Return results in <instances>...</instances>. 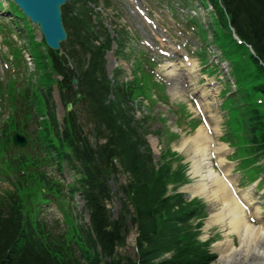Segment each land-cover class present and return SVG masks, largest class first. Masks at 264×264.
<instances>
[{"label":"trees","instance_id":"trees-1","mask_svg":"<svg viewBox=\"0 0 264 264\" xmlns=\"http://www.w3.org/2000/svg\"><path fill=\"white\" fill-rule=\"evenodd\" d=\"M211 1L225 20L218 0ZM221 1L234 28L256 53V57H253L248 51L254 78L242 76L238 81L243 93L240 101L248 104L238 108L236 119L249 127L251 141L260 144L261 149H264V113L258 110L254 97L255 92L264 95V82L262 85L253 84L256 79L264 81V0ZM74 4L70 10L76 11L77 17H68V24L73 29L72 41L81 47L82 57L76 55L77 49L69 51L68 54L82 77L81 100L89 103L90 113L98 118L96 122L99 129L102 124H106L110 139L116 133L119 143L111 148L114 152L112 156L111 150L105 149L98 151V159L95 160L93 154L86 151L89 147L86 142L80 147L72 139L76 155L85 156L84 163L88 174L83 180V186L95 237L90 231L76 228L69 232L82 251V261L68 238L51 235L46 225L41 222H35V226L29 225L25 219V204L20 194L8 193L5 197H0V264H210L214 257L208 254L207 245L197 241L198 233L190 225L193 218L204 216L203 205L198 201L186 200L182 194L163 198L167 192L166 184L171 181L182 182L185 180L184 175L173 172L172 167L167 164L158 169L150 166L151 159L139 152L138 141L133 138L134 133H124L120 129L123 127L120 120L125 113L114 104L106 103L108 83L103 81L105 77L101 60L109 41L103 47L91 42L93 34L90 10L81 5L76 8ZM11 8L12 14L20 20V14L13 6ZM215 41L225 57L235 60V73H241L243 64L236 59L237 52L233 48L238 47V44L230 35H217ZM87 54L91 57L88 68L85 69L87 61L84 58ZM52 56L55 71L64 76L62 84L71 87L74 71L67 67L65 58L55 54ZM259 134L261 136L258 137ZM7 135L8 131L4 133V137ZM142 144L140 140V145ZM115 154L120 157L123 167L131 175L130 182L120 186L126 200H121L123 213L117 220L111 219V213L105 205V201L112 198L105 181V170L110 169V162ZM101 163L106 165V169L102 168ZM129 203L134 207L135 213L128 209ZM128 217L139 232L138 261L128 254L119 255L115 250L116 246L125 243ZM30 223L34 225V222ZM168 252H172L171 258L162 259L163 254Z\"/></svg>","mask_w":264,"mask_h":264},{"label":"bare ground","instance_id":"bare-ground-1","mask_svg":"<svg viewBox=\"0 0 264 264\" xmlns=\"http://www.w3.org/2000/svg\"><path fill=\"white\" fill-rule=\"evenodd\" d=\"M182 71L192 74L194 69H182ZM175 73L176 71L173 70L172 74ZM204 104L207 108H210L211 103L205 99ZM209 118L213 125L214 133H218L220 118L212 115ZM197 131V136L193 140L188 139L184 143L189 142L195 145L193 149L194 155L191 157L192 173L194 176L200 177V182H198L199 185L193 192L205 196L210 201L219 203L221 212L218 220L226 224L228 233L235 230L241 239L240 247H236L232 239H226L215 244L214 248L219 254L218 264H246L255 260L261 261L259 262L260 264H264V244H262L264 243V231L249 222L245 211L232 198L230 191L220 179V176L212 170L210 153L213 140L203 127H200ZM228 149V146L222 143H217L215 146V153L220 166L226 165L225 156L229 153ZM242 197L250 205V208L253 207L251 212L254 211L260 217L259 207L253 206L256 203L255 197L248 192L244 193ZM216 215L211 217V220L213 219L212 222Z\"/></svg>","mask_w":264,"mask_h":264},{"label":"rangeland","instance_id":"rangeland-1","mask_svg":"<svg viewBox=\"0 0 264 264\" xmlns=\"http://www.w3.org/2000/svg\"><path fill=\"white\" fill-rule=\"evenodd\" d=\"M111 2L113 4V6L117 7L119 14L122 15L120 22H117V27L124 26L126 28V30L130 33V35H137V37L139 39L146 38L147 33H148V29L146 28L147 27L146 24L144 22H142V20L140 18H136L130 14V12L134 11V7H133L132 3L128 0H111ZM100 8H102V7H100ZM164 20H166L167 23H170V21H171L168 17ZM172 27L175 31H173L171 33L174 34L175 36L179 37L180 33L178 31L177 26L173 23ZM162 29L165 30V27ZM110 30L112 31L113 36H115L116 33L114 32V28L110 27ZM36 33L38 34V32H36ZM150 33H154V32H150ZM161 33H157V35H159ZM190 35H191L190 37L192 38V43L194 44V41L196 40L197 37L194 39V35H192V34H190ZM197 40H199V39L197 38ZM31 48L33 50L34 55L37 58L36 63H37L38 69H39V71H41L40 65H43V63H41L43 58H42L40 46H38L35 42H31ZM115 48H116V46H114V49ZM213 48L214 47H210L211 50H213ZM12 54H13V49H12ZM17 57H18V55H17ZM238 58L242 61V64H243L242 72L241 73H239V72L235 73V78H236V80L239 81V79L243 75H247V74L251 73L253 71V69L251 68L250 59H249V56H248L245 49H241V52H239ZM107 60H108V67H109L110 72H111L112 69H114L115 65L119 64V62L116 60V57L113 53H109L107 55ZM39 63H41V64H39ZM162 66H166V64L162 65ZM251 77H252V74L249 76V78H251ZM178 78H179L178 81H175V80L173 81L175 84H180V81H183V79H181L180 77H178ZM47 79H49V80H47ZM41 81H42L41 84L45 85V86H48L51 82L54 83V79L51 77L50 74L44 75L41 78ZM54 96H55V100H56V106L58 108L59 119H60V121H62L63 117L67 114L66 104H64L60 101L57 89H55V91H54ZM219 101L220 100H218V102ZM44 103L45 102H44L43 98L41 97L39 99V103H38V109L39 110L43 109ZM168 111L169 110L165 105H161L159 103L158 106L155 107V109L153 111V116L157 117L159 112L162 113L163 115H165L169 119V122L167 121V126H169L171 128V130H173L177 133H180V128L175 127V125L173 123V121H175V119H176V116L173 114H169ZM43 112H44V110H42V113ZM223 124H224V119L222 121V125ZM150 125H148L149 126L148 129H151V130H157V128H159L161 126L160 124H154V122L150 123ZM185 128L186 127L184 126V129ZM222 133H223V128L221 131V135H219V138L222 136ZM190 135H191V132H189L188 134H186L185 132L183 134L180 133V138L177 139L176 141L172 142V148L179 149L182 142L184 140L188 139L190 137ZM154 136L155 135L153 133H151V134H149V136H147V139L151 143V145L153 146L155 158L159 159L161 152L165 149V141L163 142L159 137H157V136L154 137ZM219 138L217 137L216 140H218ZM180 154L185 157V161L189 162V166H190V162H191L190 156L193 154L192 153V146L191 145L186 146L183 149V151L180 152ZM243 173H244V177L248 178L249 180H252L255 176H257L256 172H254L252 170H249L247 172L243 171ZM191 183L192 184L188 185V187H191V188H188L186 186L182 190L191 191V189L193 190L194 188H196L197 180H193ZM243 190H245V189H243ZM78 196L79 195H77L75 197L74 203H76L78 201V203H80V205H82V199H80ZM75 205L77 206L78 204H75ZM109 207L112 209L113 214L116 216L117 211L120 208L119 202L117 200H114L113 202H111L109 204ZM210 208H211V211L214 212V211H217L220 209V205L217 203L210 202ZM76 210L78 211V209H76ZM82 211L83 212H82V218H81L82 219L81 225L85 226L88 224V216H87L86 210L84 208L82 209ZM218 230H220V228H218ZM218 230L214 229L213 233L215 234ZM204 235H205V233L203 234V236ZM135 237H136V229L131 226L128 244L126 247L121 249L120 252H122L124 254L129 253V254L134 256L135 255ZM259 262H261V261L255 260V261H251V262L249 261L246 264H260ZM215 264H218V260L215 262Z\"/></svg>","mask_w":264,"mask_h":264},{"label":"water","instance_id":"water-1","mask_svg":"<svg viewBox=\"0 0 264 264\" xmlns=\"http://www.w3.org/2000/svg\"><path fill=\"white\" fill-rule=\"evenodd\" d=\"M33 21L42 27L45 38L51 47H58L66 39L62 24L61 6L66 0H15ZM18 136L14 145L20 144Z\"/></svg>","mask_w":264,"mask_h":264}]
</instances>
